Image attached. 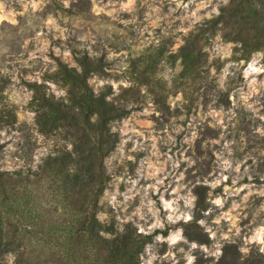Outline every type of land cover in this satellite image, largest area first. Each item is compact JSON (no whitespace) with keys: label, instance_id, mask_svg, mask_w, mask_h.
Listing matches in <instances>:
<instances>
[{"label":"rangeland","instance_id":"obj_1","mask_svg":"<svg viewBox=\"0 0 264 264\" xmlns=\"http://www.w3.org/2000/svg\"><path fill=\"white\" fill-rule=\"evenodd\" d=\"M229 2L0 0V168L33 172L72 148L64 130H40L29 83L65 97L57 61L79 69L76 52H87L103 62L88 78L94 92L108 89L129 109L110 123L119 140L104 158L99 220L116 231L167 229L141 264H264V51L243 53L220 27L204 31L195 74L184 73L179 52ZM30 189L45 221L68 216L47 181ZM27 245L49 252L38 237Z\"/></svg>","mask_w":264,"mask_h":264},{"label":"trees","instance_id":"obj_2","mask_svg":"<svg viewBox=\"0 0 264 264\" xmlns=\"http://www.w3.org/2000/svg\"><path fill=\"white\" fill-rule=\"evenodd\" d=\"M204 25L179 49L185 74H195L202 61L200 40L206 30L214 33L222 27L227 38L240 43L243 53L264 51V0H230ZM75 58L79 69L57 61L54 77L67 86L65 97L56 99L29 83L36 91L40 130H64L72 148L47 156L33 172L0 168V264H7V254L13 255V264H141L140 255L153 235L167 232L142 234L130 223L116 231L113 223L99 220V199L109 179L104 158L119 140L110 123L126 116L129 109L108 99V89L95 93L89 85L88 78L103 70L101 58L81 51ZM40 181H47L48 188L60 196V206L68 216L45 221L32 210L30 187ZM52 211L57 214V207ZM195 234L201 233L197 230ZM36 237L49 246L44 257L27 245L28 239Z\"/></svg>","mask_w":264,"mask_h":264}]
</instances>
